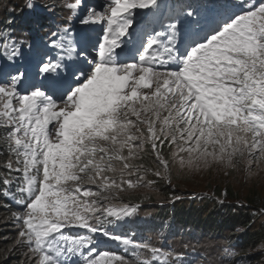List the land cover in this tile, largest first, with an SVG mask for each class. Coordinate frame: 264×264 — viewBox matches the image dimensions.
Segmentation results:
<instances>
[{
	"label": "snow or ice",
	"instance_id": "6c2138e0",
	"mask_svg": "<svg viewBox=\"0 0 264 264\" xmlns=\"http://www.w3.org/2000/svg\"><path fill=\"white\" fill-rule=\"evenodd\" d=\"M64 7L85 9L90 27L53 33L34 69H0V193L21 209L9 218L14 246L28 264H149L141 250L179 264V253L115 233L135 210L121 193L154 183L142 173L171 183L173 167L243 165L252 176L264 166V0H233L237 11L211 20L166 0ZM0 41L13 64L33 47ZM149 148L154 169L140 163ZM101 238L131 245L133 258L101 250Z\"/></svg>",
	"mask_w": 264,
	"mask_h": 264
},
{
	"label": "trees",
	"instance_id": "16d2710c",
	"mask_svg": "<svg viewBox=\"0 0 264 264\" xmlns=\"http://www.w3.org/2000/svg\"><path fill=\"white\" fill-rule=\"evenodd\" d=\"M193 2H197L194 8L198 9L201 16L208 20L218 19L230 11H237L232 8L233 0H178L171 1L170 5L185 7V4ZM28 3H32L33 7H26ZM52 4H54L55 10H52L51 13L57 15L58 22L46 25L52 19V17L48 19L47 14L49 6ZM24 11L28 12L24 18H28L29 23L23 22L22 18H16L19 14L23 15ZM84 11L85 9L80 16ZM71 14L72 12L67 7L59 8L55 0H0V33L4 34L5 39L10 36L17 41L33 42L29 55L32 56L33 61L31 60V62L34 63L39 56L36 50L37 45L43 47L50 39L54 38L53 33L60 32L68 26L69 22L72 31L81 27L80 18L73 19ZM21 52L19 61L27 57L22 49ZM2 57L3 63L7 61L3 50ZM2 131L4 130L0 129V132ZM170 151L167 144L161 150L165 158L169 156ZM0 153H2L0 154V165H3L7 159L3 145H0ZM140 163L149 168L156 167L150 148ZM179 171L176 167L172 168L171 183L167 182L169 177L161 179L153 175L152 172H147L145 173L147 181H154L150 190L131 191L127 198L122 197L131 203L151 204V206L139 208L137 216L143 212L153 211L151 224L136 222L140 228L131 230L130 235L139 233L143 237L140 243H145L150 239L151 241L147 243L157 249L181 254L179 264H246V262H250V264L263 262L264 264V250L256 256L252 252L254 247L261 243L264 244V197L258 191L257 185L245 189L248 185L247 181L249 182V179L245 177L247 181L245 180L241 184V189H236L231 180L223 185L220 176L210 173L207 178L211 182L207 184L205 190L194 191L183 183L186 181L185 178L191 180V173L186 170ZM230 171L234 173V171ZM6 174L7 169L0 166V176ZM225 189L227 190L226 195L224 194ZM192 191H194L193 194ZM219 197H228L230 200L224 203L218 201ZM6 204L8 207L3 206ZM19 210L21 209L11 199L0 193V217ZM129 223L130 221L119 230V234L125 235ZM5 226L7 224H3L0 228V264H12L13 254H10L9 258L4 257L2 251L15 241L14 237L16 238V236L9 239L6 232L9 229H3ZM238 227L242 229L237 231ZM226 229L230 230V238L221 235ZM197 232L205 235V244L199 250L195 248L198 241L196 242V238H193ZM101 239L103 241L101 244H108L112 247L113 252L126 255L129 259L133 258V251L129 249L123 251V245L119 242H107L105 238ZM145 252L150 254L151 264H164V257L152 256L150 250Z\"/></svg>",
	"mask_w": 264,
	"mask_h": 264
},
{
	"label": "rangeland",
	"instance_id": "374dc122",
	"mask_svg": "<svg viewBox=\"0 0 264 264\" xmlns=\"http://www.w3.org/2000/svg\"><path fill=\"white\" fill-rule=\"evenodd\" d=\"M55 1L58 3L59 8L64 7V5L66 3H73L74 2V0H55ZM170 1H178V0H170ZM103 3H104V0H83V4L85 5V8L87 6H89V4H91L92 6H95L97 8V10H99L100 5H102ZM196 3L197 2H193L191 5L194 7ZM187 5H189V4H185V6H187ZM53 7H54V4L49 6V9H48V12H47L48 19L51 18V17H52V19H51V22L46 23V25H48V24H51V25L52 24H56L58 22V20L56 19L57 15H54V14L51 13L52 10H55ZM179 7H181V6L179 5L178 8ZM82 11H83V9H81V12ZM27 13H28L27 11H24L23 15L19 14V15H17L16 18H20V19L22 18L21 20L23 22L29 23L30 22L29 19L28 18H24L25 14H27ZM71 18L77 20L78 18H81V16H77L74 13H72L71 14ZM39 23H41V22H39ZM35 25H37V24H35ZM97 26H98V28H100V31H101L102 25L97 24ZM96 32H99V31H96ZM38 50L41 52V50H42L41 47H39ZM2 58L3 57L0 54V62L3 60ZM23 61H24L23 62L24 65L20 61L21 64L19 62V66L20 65H21V67L28 66L29 68L34 69V63H31V62L26 61V60H23ZM11 66H12V68L17 67L15 65V63L14 64L12 63ZM4 69H10V68H8L6 66V67H4ZM177 170L179 171L180 169L177 168ZM188 172L191 173L190 174L191 175V180H189V179L187 180L185 178L186 181H183V183L186 184L189 188H192L191 190H194V191L195 190H205V188L207 187V184L209 182H211L210 179L207 178V176H208V174L213 173L214 176L215 175L216 176H220V178H221L220 181L223 183V185L225 183H227L228 180H231L235 184L236 189H241V184L245 180L247 181V179H245V177H247L249 179V182L247 181L248 185H247V187L245 189H248V187L252 188L253 185H257L258 191L261 193V196L264 197V166H262L261 169H257L255 167H253L252 172L253 173H258V174H254L252 176H249L246 173L243 165H240L238 170H235L234 173H232L230 170L224 169V168L219 167V166H213V168L210 169V170L206 169V170H203V171H188ZM142 175L144 176V180L147 181L145 173H142ZM132 179L135 182L136 177H132ZM249 184H251L252 186H250ZM150 188H151V185L137 187L135 189L127 190L124 193H121V196L127 198V195L130 194L131 191L132 192H138V191L145 192V191H149ZM194 191H192V194L194 193ZM245 194H247L246 191H245ZM229 200L230 199L228 197H221V198L219 197L218 198V201H221V202H224V203L229 202ZM123 201L127 202V201H125L124 198H123ZM127 203H131V202H127ZM131 204L135 205L134 212L129 217H125L124 218V220L120 223V225L115 229V233L119 234L120 233L119 230L121 228H123L125 226V224H127L130 221L129 225L126 228V230H128V231L125 233V235H127L130 238H132L136 243H140L141 239L143 237H141L139 233H134V234L130 235V232H131V230H135V229H139L140 228L139 225H136V222H139L140 224L144 223V222H147L148 224H151L150 222L153 220L152 216H151V213L153 211L143 212L141 215L137 216L136 213H137L139 208L144 207V206H151V204H145V205L136 204V203H131ZM156 205H162V204H156ZM10 217H11V214H7V215H4V217H0V228L2 227L3 224H7V226L3 227V229L4 228L9 229L8 231H6L7 232V236H9L8 237L9 239L13 238L14 236H17V232H18V228L9 219ZM241 229H242L241 227H238L237 231H239ZM66 231H70L71 234H75L77 232L79 234H81V233L85 234V230L84 229H71V230H66ZM83 234H81V235H83ZM221 235H226L228 238H230L231 237L230 230L229 229L224 230ZM193 238H196V242L198 241V243L195 246V248L197 250L202 248V246L205 244V235L203 233H201V232H197V233H195L193 235ZM14 239H15V237H14ZM105 241L113 242L111 240H107L106 238H105ZM149 241H151V240L148 239L147 242H149ZM14 242H11L2 251L4 257H8L9 258L10 254H13L12 264H21V260H23L25 262V264H28L27 257L22 255V253L27 251V249L25 247L14 246ZM105 245H108V244H105ZM121 245H123V244H121ZM103 249H106V248H103ZM124 249H129V250L133 251L131 245H129V246L123 245V251H124ZM262 250H264V244L263 243H261L258 246L254 247L252 249V252L256 256ZM106 251H110V250H106ZM110 252H112V251H110ZM141 253L142 254L138 257V259L139 260L148 259L149 260V264H151L150 254L148 252H145V251L142 252V250H141ZM117 255H119V253H117ZM113 264H119V262L118 261H113ZM246 264H250V262H246ZM260 264H263V262H260Z\"/></svg>",
	"mask_w": 264,
	"mask_h": 264
},
{
	"label": "bare ground",
	"instance_id": "6f19581e",
	"mask_svg": "<svg viewBox=\"0 0 264 264\" xmlns=\"http://www.w3.org/2000/svg\"><path fill=\"white\" fill-rule=\"evenodd\" d=\"M255 2H257L256 0H255ZM112 248V247H111Z\"/></svg>",
	"mask_w": 264,
	"mask_h": 264
}]
</instances>
